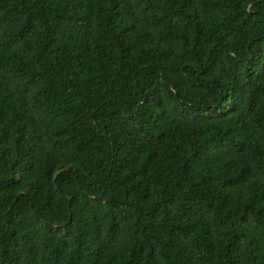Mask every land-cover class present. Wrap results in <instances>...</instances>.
<instances>
[{"label":"trees","instance_id":"1","mask_svg":"<svg viewBox=\"0 0 264 264\" xmlns=\"http://www.w3.org/2000/svg\"><path fill=\"white\" fill-rule=\"evenodd\" d=\"M0 264H264V0H0Z\"/></svg>","mask_w":264,"mask_h":264}]
</instances>
